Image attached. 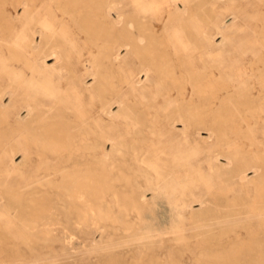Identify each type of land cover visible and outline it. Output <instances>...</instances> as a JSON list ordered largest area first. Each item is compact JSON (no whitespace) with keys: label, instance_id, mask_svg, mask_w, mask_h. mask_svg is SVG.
Returning <instances> with one entry per match:
<instances>
[{"label":"bare ground","instance_id":"6f19581e","mask_svg":"<svg viewBox=\"0 0 264 264\" xmlns=\"http://www.w3.org/2000/svg\"><path fill=\"white\" fill-rule=\"evenodd\" d=\"M226 14L237 20L234 29L240 33L222 30ZM216 35H221L219 42ZM122 49L126 53L120 56ZM115 74L120 75L118 84ZM39 77L45 84L37 82ZM156 121H165L168 128L157 134ZM129 124L141 135L140 128L147 127L150 135H142L147 142L127 143L118 135ZM200 126L208 132L202 142L209 166L229 172L217 178L216 192L223 194L224 203H215L216 214L225 213L220 217L228 224L227 213H256L254 229L245 226L247 242L263 246L264 0H0V160L10 157L12 163L20 153L25 161L35 150L62 157L73 149L98 154L97 166L66 172L63 185L68 187L57 189L80 218L86 213L103 216L107 191L118 210L140 214L148 204L145 194L134 190L124 196L104 187L107 163L115 161L112 152L130 150L164 179L168 165L160 167L161 159L152 153L159 150L168 163L173 142L190 137ZM156 135L164 142L161 149ZM118 164L112 166L117 169L113 176L127 180ZM249 170L254 175L247 179ZM235 178L252 183V200L230 198L229 182ZM31 195L20 198L19 213H49L53 208L46 198ZM236 227L220 228L219 237L233 233L240 242Z\"/></svg>","mask_w":264,"mask_h":264},{"label":"rangeland","instance_id":"374dc122","mask_svg":"<svg viewBox=\"0 0 264 264\" xmlns=\"http://www.w3.org/2000/svg\"><path fill=\"white\" fill-rule=\"evenodd\" d=\"M112 15L116 17L114 13ZM228 16L227 14L223 16L220 24L222 30L228 33H240V29L237 31L234 29L237 20L233 21L232 17ZM220 40L221 35H216L215 41ZM125 53V49H122L120 56ZM70 59L74 62L75 58L70 57ZM26 71L30 73L28 69H25ZM133 73L135 74V71ZM119 78L120 75L115 74L117 84ZM42 80L43 78L39 77L37 82H41V85L45 84ZM48 99V97H40L43 102H47ZM159 108L162 110L164 105H159ZM114 109L116 110L117 106H114ZM25 114V111L21 112L22 116ZM176 124H179V128L182 127L180 122ZM167 128L165 121L155 122L157 134L161 129L164 131ZM138 130L136 126L129 124L123 127L118 135H121L127 143L147 142L142 135L149 136L150 130L147 127L140 128L142 135L138 134ZM207 135L208 132L204 126H200L197 131L191 132L190 137L183 136L176 139L168 148L171 157L168 163L165 162L164 154L159 150L157 153H152L161 159L158 161L160 167L168 165L169 175L164 179L154 173L148 164L139 158V155L136 156L130 150H125L123 154L112 152L111 161L114 159L118 161L114 163L121 165L118 164V168L123 174L126 173L127 180H124L125 177L122 180L123 177H121L118 181L113 176L117 171L112 169L114 163L110 165L108 162L106 168L110 173L107 180L105 179L104 187L106 185L109 190L113 189L120 195L128 193L124 196L134 193V190H136L135 194L138 192L145 194L148 204L140 214L136 211L125 213L118 210L113 193L107 191L104 194L105 202L102 201L103 209L106 208L103 216L102 213H86V218H80L78 213L69 208L72 203L66 199V196L57 192V189L68 187L63 185L62 176L66 172L97 166L94 160L99 155L96 153L89 155L73 149L65 150L62 157L61 153L49 154L42 150H35L25 161H21L20 153L13 155L12 163L9 160L10 157L0 160V264H243V262L244 264L249 262V264H263L264 245L255 246L251 242L249 244L247 242L249 234L245 231L246 227L247 230L251 227L254 229L258 220L256 213H227L230 218H228V224L223 223L224 219L220 217L225 213L216 214L214 205L223 196L216 192L217 178L229 172L226 169H217L215 162H211L214 166H209L210 160L206 146L202 142V138ZM154 140L158 148L161 149L164 146L159 135L154 136ZM241 140L246 142L245 139ZM224 148L227 149V146ZM110 149L111 146L108 144L107 151ZM70 156L73 157L72 161L68 159ZM220 161L222 162V159ZM245 174L246 176L254 175L250 170ZM45 175L49 176L43 177ZM248 176L247 179L252 177ZM128 177L131 178L128 179ZM111 179L115 181L112 182ZM247 179L235 178L231 183L229 182L230 198L233 195H240L245 201V198L253 199V185ZM129 180L131 183L128 182ZM114 182L117 183L114 184ZM131 184L133 186H130ZM189 191L193 193L192 197ZM31 194L46 198L48 206L53 207L50 212L29 213L30 210H26L24 213H19L16 206L20 198H29ZM106 201L109 202L111 209L107 207ZM222 203H224L223 200ZM110 213L115 216L109 215ZM234 224L238 227L236 231L240 233L238 237L240 242L236 241L233 233L219 237L218 233L222 227L227 229L228 225ZM249 224L250 226H247ZM213 233L216 234L215 237ZM250 235L251 238L253 235L255 238L262 236L261 234L260 236ZM220 238L226 241L223 242Z\"/></svg>","mask_w":264,"mask_h":264}]
</instances>
